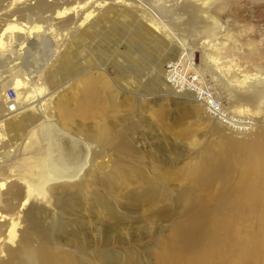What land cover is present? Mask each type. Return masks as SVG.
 I'll return each mask as SVG.
<instances>
[{"label": "bare ground", "instance_id": "1", "mask_svg": "<svg viewBox=\"0 0 264 264\" xmlns=\"http://www.w3.org/2000/svg\"><path fill=\"white\" fill-rule=\"evenodd\" d=\"M25 1L29 0H0V16L7 14L10 18L18 14V20L24 22H10L0 27V57L13 55L8 58L11 66L6 83L0 85V127L6 128L34 113H39L41 119L17 151L0 152V228L5 227L0 231V264H144L150 260L152 248L158 249L155 264H264L261 248L264 240V128L254 130L253 137L257 141L246 139L239 146L226 140L232 150L224 147L214 154L206 152L203 161L201 159L188 173L180 174L187 183L186 205L183 214L172 223L170 238L164 242V194L169 192L164 188V149L160 152V145H146L142 133L134 136L128 125L123 126L122 131L119 119L118 126L114 123L83 128L74 125L75 118L90 120L105 112L99 89L101 82L95 75L79 79L82 88L81 92L77 91L79 97L73 94L68 100H62L57 98L60 88L51 86L57 77L55 63L58 59L44 62L36 75L25 73L26 61H21L20 52L29 49L39 38L42 26L35 21L47 19L53 22L51 25H58L68 33L57 37L60 42L55 44L51 54L55 56L61 46L65 48L68 42L85 34L86 28L76 33L77 28L95 11L97 18L92 22L97 27L107 24L105 28L112 29L119 18L118 21L130 23L136 16L124 6H130L125 1L132 0H86L88 3L77 4L66 18L65 9L55 10L46 0H33L31 7L22 4ZM106 1H110V5L103 9ZM188 9L189 5H184L183 11ZM194 14L188 15L193 17ZM153 15L160 17L159 12ZM197 19V15L195 19L188 16L187 23L193 25ZM146 27L161 33L154 21ZM203 31L214 32L209 28ZM166 37L172 41L179 38L172 32ZM129 79L127 84L134 85ZM7 87L15 91L12 102H8L4 93ZM161 87L164 88V84L161 83ZM197 92H200L198 86ZM259 97V92L236 95L234 98L246 105L237 112H250L247 106L254 105ZM215 99L220 111L212 107V96L203 98L200 105L208 115L212 111L221 123L234 128L238 120L233 123L231 118L222 116L229 112L218 98ZM70 100L75 101L73 107ZM9 104L11 112L7 110ZM137 124L132 123L131 128L143 122ZM52 128L60 140L61 156L58 157L46 136ZM69 129L72 133L67 131ZM11 142L13 144L12 138ZM95 148L97 152H93ZM62 157L79 164V171L64 173L57 168L54 159L62 162ZM7 161L15 162L8 168ZM69 183H80V187H62ZM68 190L72 193H66ZM52 197L55 202H63L58 208L56 227L44 224V207L32 206L36 200H40L42 206L49 205ZM92 208L110 211L104 214L97 210L94 215ZM82 210L94 220L87 221L85 230L80 229L84 221H71L72 217L82 218ZM68 228H72V239L77 240L76 236L80 235L79 245L64 238L63 232ZM107 246L111 249L106 250Z\"/></svg>", "mask_w": 264, "mask_h": 264}, {"label": "rangeland", "instance_id": "2", "mask_svg": "<svg viewBox=\"0 0 264 264\" xmlns=\"http://www.w3.org/2000/svg\"><path fill=\"white\" fill-rule=\"evenodd\" d=\"M46 1L55 10L65 9L64 17L71 16L72 9L77 4L80 6L86 2V0ZM34 3L35 1L29 0L22 4L31 7ZM125 4L132 5L124 7L136 16L130 23L118 21L119 18L112 29L105 28L107 24H104L103 28L97 27L92 22L97 18L95 11L77 28L76 33L86 28L85 34L81 33L79 41L72 40L65 48L61 46L60 51L55 52V56L51 55L52 51L55 44L60 42L58 38L62 36L61 34L66 33L65 29L51 25L53 22L47 19L32 21L40 24L42 31L40 30L39 38L34 45L20 52L21 61H26L25 73L36 75L42 70L44 62L58 59L55 63L58 65L56 83L51 86L60 88L57 98L61 97L62 100H68L73 94L77 96L79 93L77 91L81 92L79 79L82 76L85 78L95 75V79L101 82L99 89L102 92L101 101L103 100L106 106L105 112L90 120L75 118L74 125L78 124L82 128L89 125L98 127V124L117 125L120 121L122 131L123 126L128 125L134 136L138 137V134L142 133L146 145H160V152L164 149V188L169 191L164 194L165 242L172 234V223L183 214L186 205L184 189L187 183L180 174L188 173L201 159L203 161L202 157L206 152L214 154L224 147L232 150L226 140H232L229 142L242 146L246 139L255 140V136L253 137L255 129L264 128V0H132L125 1ZM186 4L189 5V9L183 11ZM102 5L105 9L110 5V1ZM158 12L159 19L153 15ZM194 12L196 14L193 17L188 15ZM196 15L198 16L196 22L193 25L188 24V16L195 19ZM7 16V14L0 16V27L10 22L24 23L18 20V14L10 18ZM153 21L161 33L146 27ZM205 28L213 29L214 32L208 34L203 31ZM168 32L177 34L179 38L172 41L166 37ZM77 42L80 43L79 46L74 45ZM15 50V48L12 50L14 55L17 53ZM187 55H190L189 58ZM11 57L13 55L10 53L8 56L0 57L3 59H0L2 61L0 85L6 83L5 77L9 74L8 67L11 66L7 62ZM178 57L193 63L194 70L200 74L201 89L213 98H218L229 115L238 120L234 128L227 127L208 115L191 95L176 94L168 86L163 76L164 66ZM128 78H131L128 81H134V85L127 84ZM161 83L164 84V88L161 87ZM8 88L10 87L5 89V95ZM252 92H259V99L254 105L247 106L250 112L239 114L237 110L246 105L234 97ZM70 101L73 107L75 101ZM40 119L41 115L34 113L7 125L6 128L0 127V152L17 151ZM139 122L143 124L139 125ZM132 123H138L139 126L132 129ZM67 131L72 133L73 130ZM8 135H11L13 144ZM8 139L10 141L6 142ZM8 143L11 146L5 148ZM92 150L97 152L98 148ZM15 161H7V167L10 168V163ZM52 185L54 184H50ZM71 186L80 187V183L77 185L69 183L62 187ZM66 193L72 192L68 190ZM39 202L40 200H36L32 206L45 208L44 224L56 227L58 208L63 202H55L53 197L49 205L42 206ZM121 203L123 204V201ZM97 210H102L104 214L110 211L103 208H92L90 211L96 215ZM81 213L84 214L82 218L72 217L71 221H84L80 229L85 230L87 221L94 220L88 218L89 214L86 211L82 210ZM4 229L5 227H1L0 231ZM70 231L72 228L63 232L67 241L73 238ZM79 236H76L77 240L72 239L70 242L79 245ZM132 244H129L130 247ZM261 246L264 250V240ZM110 249L109 246L106 247V250ZM157 253L158 249H150V260L144 264H155Z\"/></svg>", "mask_w": 264, "mask_h": 264}, {"label": "built area", "instance_id": "3", "mask_svg": "<svg viewBox=\"0 0 264 264\" xmlns=\"http://www.w3.org/2000/svg\"><path fill=\"white\" fill-rule=\"evenodd\" d=\"M192 67V68H191ZM197 71L194 70L193 63L190 62L188 64V61L186 59H181V57H178L176 60L168 62L164 66V80L172 88V91L176 94L181 93H191L192 99H197V102L200 104L202 103L203 98L208 97L211 95L208 92H205L201 89L200 85V74L196 73ZM197 86L200 88V92H197ZM6 98L8 102H12L15 98V92L12 88H8L6 91ZM213 98V97H212ZM212 107H217L216 109L220 111L218 108V102L215 98H213V101L211 103ZM12 105H7V110L9 112L13 111ZM209 114L212 117H216L213 115L212 111H209ZM222 116H227L228 119L231 118V120L236 122L231 115L222 113ZM217 120L222 121L219 119V117H216ZM225 118H223L224 120ZM223 123V122H222Z\"/></svg>", "mask_w": 264, "mask_h": 264}, {"label": "water", "instance_id": "4", "mask_svg": "<svg viewBox=\"0 0 264 264\" xmlns=\"http://www.w3.org/2000/svg\"><path fill=\"white\" fill-rule=\"evenodd\" d=\"M49 131H51L50 135H46L48 138V142H49V146L51 147V149L53 150V152L55 153V156H61L59 154L60 151V140H58V135L56 134L55 129H50ZM63 158V157H62ZM58 160L54 159V164L57 168H59L60 170H64V173L69 172V171H79V164L77 163H72L70 161H67L66 158L64 157L63 159H61L59 163ZM58 164V165H57ZM66 171V172H65Z\"/></svg>", "mask_w": 264, "mask_h": 264}]
</instances>
